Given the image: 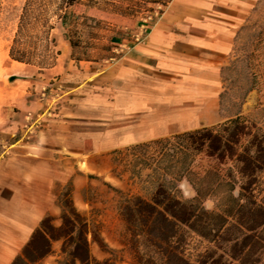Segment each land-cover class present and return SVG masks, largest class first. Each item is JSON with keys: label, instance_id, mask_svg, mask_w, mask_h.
Here are the masks:
<instances>
[{"label": "rangeland", "instance_id": "1", "mask_svg": "<svg viewBox=\"0 0 264 264\" xmlns=\"http://www.w3.org/2000/svg\"><path fill=\"white\" fill-rule=\"evenodd\" d=\"M27 1L0 0V164L11 155L8 136L2 132L5 128L14 124L17 134L12 139L24 146L31 145L41 130L56 132L75 113L71 89L85 82L95 91L98 85L93 84L101 75L103 82L110 80L106 72L121 55L120 40L130 43L139 30L145 32L167 3L76 0L74 7L63 8L61 0H30L28 5ZM245 15V35L237 40L236 62L224 76L223 107L230 116L242 108L237 117L246 134L256 129L264 133V0ZM11 50L23 62L13 60ZM222 125L213 128L224 135ZM245 145L242 140L237 152ZM185 148L186 141L171 137L107 153L92 152L85 160L92 171L85 194L88 208L82 212L75 208L66 185L44 219L62 232L70 230L65 218L70 217L76 228L85 222L89 256L97 264H240L188 227L169 225L160 216L163 210L156 200L171 197L193 202L198 197L193 185L208 195L201 205L210 200L214 209L208 212L224 216L229 206L227 184L239 179L231 161L220 162L208 157L206 150L196 153ZM207 170L217 176L204 178ZM181 181H185L182 192ZM258 181L257 202L264 196L258 193L264 188V171ZM210 188L213 192H208ZM72 248L65 234L51 240L49 252L31 264H72ZM257 264H264V255Z\"/></svg>", "mask_w": 264, "mask_h": 264}, {"label": "crops", "instance_id": "2", "mask_svg": "<svg viewBox=\"0 0 264 264\" xmlns=\"http://www.w3.org/2000/svg\"><path fill=\"white\" fill-rule=\"evenodd\" d=\"M258 1L169 0L143 42L120 40L110 80L101 75L95 91L85 82L71 89L75 113L56 132L41 130L24 146L12 139L14 124L2 131L11 155L0 164V264L21 255L66 185L75 208H88L92 152L213 128L242 114L223 107L224 76L236 62L245 13Z\"/></svg>", "mask_w": 264, "mask_h": 264}, {"label": "trees", "instance_id": "3", "mask_svg": "<svg viewBox=\"0 0 264 264\" xmlns=\"http://www.w3.org/2000/svg\"><path fill=\"white\" fill-rule=\"evenodd\" d=\"M75 1L61 0L63 8L74 7ZM29 3L30 0L27 1V5ZM61 25H65L62 20ZM65 37L73 47L72 40L68 36ZM10 56L15 61L23 62V58L14 56L12 50ZM221 127L224 135L216 132L214 128H202L173 137L186 141L185 149L188 151L201 153L206 150L210 158L216 157L220 162L229 160L233 163L239 179H234L227 184L230 194L228 195L229 206L223 211L225 215L205 211L200 201L208 195L194 185L193 188L198 197L193 202L166 197L164 202L156 200L155 204L162 207L163 213L160 212V216L169 225H174L176 222L188 227L192 232L225 251L232 260L240 264H257L264 255V196L258 202L255 197L256 190L259 189L257 186L260 185L258 174L264 171V133L256 129L253 134H246L244 132L246 127L240 123L238 117L225 121ZM245 137L248 138L244 139ZM242 140L246 142V145L238 153L239 150L236 148ZM204 176L206 178V176H217V174L207 170ZM218 185H220L219 182L216 187ZM236 189L238 190L235 196L233 193ZM209 191L213 192L211 188ZM258 193L263 194L264 188ZM146 206L150 207L147 204ZM225 216L233 221L228 222ZM65 223L70 225V230L62 232L61 229L55 230L49 226L46 218L43 219L26 247L22 249L21 255L12 264L35 263L49 252L51 240L59 239L65 234L73 245L69 253L72 264H97L89 256L88 231H86L85 222L82 221L81 226L76 228V223L69 217L65 218ZM57 231L64 234L54 235ZM92 238L94 240L95 236Z\"/></svg>", "mask_w": 264, "mask_h": 264}, {"label": "clouds", "instance_id": "4", "mask_svg": "<svg viewBox=\"0 0 264 264\" xmlns=\"http://www.w3.org/2000/svg\"><path fill=\"white\" fill-rule=\"evenodd\" d=\"M184 183L185 181H181L180 184L178 185V188L181 190V192L184 188ZM183 195L185 196V198H187L186 193H183ZM202 206L204 207L205 211H213L214 209V205L211 203L210 200H205Z\"/></svg>", "mask_w": 264, "mask_h": 264}, {"label": "built area", "instance_id": "5", "mask_svg": "<svg viewBox=\"0 0 264 264\" xmlns=\"http://www.w3.org/2000/svg\"><path fill=\"white\" fill-rule=\"evenodd\" d=\"M145 37V32L141 31L139 34H136L135 36H132L133 43H141L143 42Z\"/></svg>", "mask_w": 264, "mask_h": 264}, {"label": "bare ground", "instance_id": "6", "mask_svg": "<svg viewBox=\"0 0 264 264\" xmlns=\"http://www.w3.org/2000/svg\"><path fill=\"white\" fill-rule=\"evenodd\" d=\"M10 61V60H9ZM13 62V61H12ZM13 63H15V62H13Z\"/></svg>", "mask_w": 264, "mask_h": 264}]
</instances>
